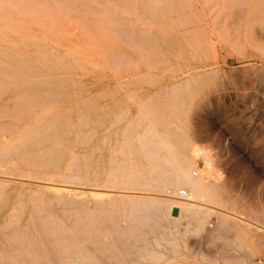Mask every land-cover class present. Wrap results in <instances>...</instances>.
I'll use <instances>...</instances> for the list:
<instances>
[{
    "label": "rangeland",
    "instance_id": "rangeland-1",
    "mask_svg": "<svg viewBox=\"0 0 264 264\" xmlns=\"http://www.w3.org/2000/svg\"><path fill=\"white\" fill-rule=\"evenodd\" d=\"M15 1L30 2L38 12L48 9L36 0ZM69 2L57 6L64 13L59 20L56 15L46 20L23 16L18 19L20 30L0 27V42L27 56L20 70L30 74L19 76L13 85L0 84V150L28 127L60 116L69 124L61 130L66 147L43 161L42 168H29L35 161L24 160L36 150L34 145L0 156L4 168L29 170L23 176L0 171L5 186L0 249L25 252L29 242L18 234L29 223L33 206L51 201L45 216L62 214V197H78L62 194L70 185L113 193L129 190L92 186L93 180L78 185L62 177L71 174L70 165L76 162L91 163L93 170L103 172L114 161L113 149L131 137L130 131L146 129L148 117L145 126L136 121L142 107L166 102L171 84L190 77L192 92L178 122L192 141L197 167H206L205 177L222 202H202L211 212L198 229L174 208L172 215L180 220H163L165 226L156 229L160 245L153 242V249L159 254L150 263L264 264V0H117L110 8L103 0ZM123 29L168 37L169 48L181 50L182 56L167 65L148 64L145 57L151 61L155 55L152 47L125 39ZM112 54L126 55L136 64L109 67ZM83 118L90 124L83 125ZM78 152L82 158L74 159ZM85 196L94 200L97 195ZM173 198L189 202L178 194ZM19 200L24 205L15 210ZM74 218L72 214L70 224ZM239 228L247 231L248 244L238 239ZM127 256L129 263L124 264H142L140 255Z\"/></svg>",
    "mask_w": 264,
    "mask_h": 264
},
{
    "label": "bare ground",
    "instance_id": "bare-ground-1",
    "mask_svg": "<svg viewBox=\"0 0 264 264\" xmlns=\"http://www.w3.org/2000/svg\"><path fill=\"white\" fill-rule=\"evenodd\" d=\"M36 1L48 8L47 12H38L35 10L36 6L33 7L30 2L0 0V27L9 26L12 30H20L18 19L23 16H30L33 20H46L49 17L54 19L56 15L59 20L60 17L57 16H64V13L56 10L57 6L72 5L70 0ZM103 1L110 8L114 6L111 2L117 0ZM109 11L105 13L110 15ZM123 30L125 39L137 43L142 48L152 47L155 55L151 61L145 57L148 64L152 62L157 66L167 65L180 55L182 56L181 50L173 51L169 48L171 41L168 37L163 38L162 35L158 37L147 33L139 35L134 31ZM14 52V45L0 42V84L3 86L4 84L13 85L19 76L29 74L22 73L20 70L21 66L27 65V56ZM15 54L18 56L15 57ZM53 59L59 60L56 57ZM107 61L116 68H122L131 63L136 64L134 59L126 55L112 54ZM197 75L199 73L192 74V77ZM190 82V77L173 82L171 84L173 90L166 102L158 101L155 106L142 107L141 114L136 121L141 123H137L138 126H145L144 120L148 117L146 129L131 130V137L113 149L114 161L109 167H103V172L100 171L101 169L93 170L91 163L76 162L70 165L71 174L62 177L78 185H85L89 183H85L86 181L93 180L94 182L91 183L94 185L92 186H103L104 188L115 186L118 187L117 189L129 190L113 193L87 186L88 189H84L70 185L71 190L64 191L62 194L65 196L77 194L78 197L72 200L62 197L63 213L58 216H45L43 212L49 208L51 201L43 202L42 200L32 208L30 225L29 223L25 225L18 234L20 235L18 237L29 242V248L25 252H19L20 249L17 247L19 251L16 252H6L0 249V264H124L128 262L125 256L130 254L140 255L142 264H151L150 260L159 254L153 249V242L160 245V239L155 231L165 226L163 220H167L170 224L185 214L198 229L211 212L201 206L202 202L218 201L221 203L222 201L216 186L207 181L205 177L206 167L204 166L203 169L201 167L202 170L197 167L198 162H196L192 141L178 122V119L182 117L181 109L186 105L192 92L193 86ZM82 123L89 125L90 121L88 118H83ZM68 127L69 124L64 116L44 125H35L30 129L28 127L10 144L3 146L0 156H7L19 149L34 145L37 146L36 150L26 154L24 160L26 163L30 160L35 161L28 165L29 168H42L45 166L43 161L50 159L54 153L66 147L61 130ZM44 141H48L50 145L40 146L39 143H44ZM78 154L74 159L82 158L79 152ZM83 154H86V151ZM85 157L87 161L91 159V157ZM0 171L22 176L29 173V170L10 166L4 168L1 165ZM93 174L94 178L91 177ZM100 181L102 183H99ZM179 185H184L183 187L191 191L192 197L186 199L189 202L173 198V194H178ZM106 189L110 190V187ZM35 190L37 193H45L43 188ZM132 190L133 192H127ZM4 192L5 186L0 184V198ZM156 192L161 193V196L149 195ZM94 193L97 195L94 200H89V197L85 196L87 194L92 197ZM23 205V201L19 200L14 204V208L15 210L21 209ZM174 208H179V216L172 215ZM72 214L75 218L70 224ZM123 219L127 223H123ZM166 234L163 238L167 236ZM238 239L242 244L250 242L249 235L243 228L238 230Z\"/></svg>",
    "mask_w": 264,
    "mask_h": 264
},
{
    "label": "built area",
    "instance_id": "built-area-1",
    "mask_svg": "<svg viewBox=\"0 0 264 264\" xmlns=\"http://www.w3.org/2000/svg\"><path fill=\"white\" fill-rule=\"evenodd\" d=\"M178 195L184 199H190L192 197L191 191L187 189L186 187L179 188Z\"/></svg>",
    "mask_w": 264,
    "mask_h": 264
}]
</instances>
